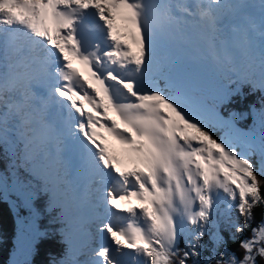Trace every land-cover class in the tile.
<instances>
[{"label":"snow or ice","instance_id":"1","mask_svg":"<svg viewBox=\"0 0 264 264\" xmlns=\"http://www.w3.org/2000/svg\"><path fill=\"white\" fill-rule=\"evenodd\" d=\"M173 35L230 85L209 100L173 71ZM244 84L264 92V0H0V147L64 232L69 200L87 203L100 242L72 264H264V106L259 133L219 111ZM221 217L233 239L251 230L239 257L220 250Z\"/></svg>","mask_w":264,"mask_h":264},{"label":"trees","instance_id":"2","mask_svg":"<svg viewBox=\"0 0 264 264\" xmlns=\"http://www.w3.org/2000/svg\"><path fill=\"white\" fill-rule=\"evenodd\" d=\"M244 93L236 94L232 96L224 105L221 106V113L227 116L228 111L237 114L246 113L249 115L251 108L254 106L261 109V105L256 106L259 102H264L258 99V94L253 91L247 90ZM226 110V111H225ZM252 117H247L244 121V125L237 119L240 128H247L251 124ZM226 128V127H224ZM217 126L213 135L215 138H226V130ZM255 160L256 158L253 157ZM15 163H18L10 154L0 147V174L5 177H10L11 173L16 172ZM23 176V172H20ZM31 191V189H27ZM48 198L46 196H40L35 199L34 202L29 201L31 207H25L21 199L15 197L12 194L5 193L0 188V264H11V255L14 251V247L17 240V232L20 221L27 218L30 213L37 212L38 226L41 230V234L35 239L33 248L31 249L30 264H53V261H59L66 259L65 253L67 249V243L65 236L67 232H64L63 222L56 219L57 212L49 209L47 206ZM223 205L221 204V209ZM254 219L252 221L253 226L261 219V209L257 208L253 213ZM220 232L224 237L225 244L229 251L235 253L238 257L242 255V249L239 247V239L249 236L251 230H246L239 238H232V230L228 227L224 220L220 224ZM203 242L210 248L211 243L207 236L204 237ZM180 247L184 248V242L181 240ZM208 251H204L203 255L206 256ZM191 264V261H189Z\"/></svg>","mask_w":264,"mask_h":264},{"label":"rangeland","instance_id":"3","mask_svg":"<svg viewBox=\"0 0 264 264\" xmlns=\"http://www.w3.org/2000/svg\"><path fill=\"white\" fill-rule=\"evenodd\" d=\"M252 18L255 20L254 17H252ZM166 49H167V51H169L171 49L172 50L171 54L179 57V63L172 66L173 71L178 70L182 74L187 76L198 87V89L201 91V93L204 95L205 98L210 100L211 97L215 94L216 90L219 88V86L221 84L230 85V81L223 74L216 71L215 64L212 61L211 57L207 56L201 49L196 47L192 41L186 40L185 37L180 36V35H173V36L167 37L166 38ZM192 51H194L193 54H191ZM192 62L196 66H198V70L200 72L201 71L204 72V74H205L204 82L197 84V82L195 80L196 76H194V78H195L194 79V78H192V75L187 72V67ZM161 86H162V82H161ZM231 86L235 87V85H231ZM240 88H241V86H240ZM219 111H220L221 116L224 117L225 119L229 118L230 114H237L234 112H230V113H227V116L225 117L224 113L223 114L221 113V109H219ZM260 111H261V109H259L257 107L251 108L250 113H249V117H252L251 124L249 126H247V128H243V130L254 127L256 129L257 133H259V130H260ZM240 114H243V118H238L239 122H241L244 125L245 124L244 121L247 119V116L244 113H240ZM235 123L239 129H242L239 127L237 121ZM217 126H219L221 128L226 127L224 129H227L226 133H225L226 138H227L228 135L230 134V131H231L230 128L226 125L225 126L217 125ZM14 174H15V172L13 171L11 173L10 177H8V178L5 177L4 175L0 174V175L4 176L6 178V181H7L6 183H0L1 190L5 193L12 194L15 197L21 199L20 202H23L25 204L24 205L25 207H27V208L31 207L29 205V192L30 191H28L26 188H24L20 185H16L13 183ZM68 196L70 197L71 193H68ZM83 205H85L86 208L83 207L82 210L77 211V207H80ZM222 207L224 208V205ZM88 208L89 207H88L87 203L81 202L79 204H76V203L71 202V200H69L68 215H69V217H71V216L75 217L76 212L81 214L83 211H86V209H88ZM221 210H223V209H221ZM37 214H38L37 212L30 213V215L27 218H24L23 220L20 221L18 232H17L16 244L14 247V251L11 255V264H30V256H31V252H32L31 249L33 248V244H34L35 239L37 240V237L41 234V230L38 226ZM232 216H233V218L239 220V217L237 216V214L234 211L232 212ZM84 217L86 219H92V218H88L89 214L87 213V211H86V214H84ZM220 219L222 222L223 218L221 217ZM75 222L76 221H74L70 218L71 225H72V223H75ZM71 229L74 230V224L72 225ZM78 229L84 235V240L83 239L82 240L84 241V244H85L86 243L85 237H87V233L83 230L84 229L83 226H81V228L78 227ZM93 230H94V228H93ZM72 232H71V234H72ZM71 234H70V240H71ZM81 238L78 240L79 242H81ZM96 238H97V236H96ZM93 242L94 241L90 242V240L88 242V243H91V247H95V245L97 244V243H95V242L93 243ZM80 247H81V245L79 246V248H77V246H75L73 244V246L71 248V251L73 254L66 257L65 264H72V261L74 259H79L80 261H83L86 258L85 256L78 254ZM223 248H224V246H222L220 248V250L222 251ZM67 249L69 250L68 247H67ZM207 255H209V253H207Z\"/></svg>","mask_w":264,"mask_h":264},{"label":"bare ground","instance_id":"4","mask_svg":"<svg viewBox=\"0 0 264 264\" xmlns=\"http://www.w3.org/2000/svg\"><path fill=\"white\" fill-rule=\"evenodd\" d=\"M189 72L192 75V78H194V76H196V79L195 78L194 79L196 80L197 84L201 83V82H204L205 74L202 71L200 72L197 67H195V66L191 67ZM86 211L89 214L88 218H92V213H91L90 208L86 209ZM86 211H83L81 214L76 212V216L75 217H72V216L70 217L72 220L76 221L75 223H72V225L74 224V230H72L73 232L71 234L70 243H71L72 246H73V244L75 246H77V248H79L80 245L84 244V241H83L84 240V235L81 233V231L78 229V227L81 228V226H83L84 229H85L88 226L89 221L91 220V219H86L84 217V214H86ZM93 232H94L93 234H95L94 230H93ZM80 238H81V242L78 241ZM85 240H86V243L89 242L88 235H87V237H85Z\"/></svg>","mask_w":264,"mask_h":264},{"label":"water","instance_id":"5","mask_svg":"<svg viewBox=\"0 0 264 264\" xmlns=\"http://www.w3.org/2000/svg\"><path fill=\"white\" fill-rule=\"evenodd\" d=\"M193 66H195V65H191L190 68L193 67ZM195 67H197V66H195ZM190 68H189V70H190Z\"/></svg>","mask_w":264,"mask_h":264}]
</instances>
